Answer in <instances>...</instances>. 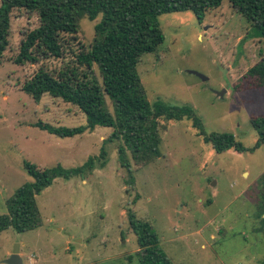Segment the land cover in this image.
<instances>
[{
    "label": "rangeland",
    "instance_id": "374dc122",
    "mask_svg": "<svg viewBox=\"0 0 264 264\" xmlns=\"http://www.w3.org/2000/svg\"><path fill=\"white\" fill-rule=\"evenodd\" d=\"M98 21L82 17L77 32L63 37L60 58L17 64L21 32L37 21L12 13L9 45L0 56V216L8 212V198L32 182L25 162L73 169L92 158L94 165L81 176L55 179L35 196L38 228L0 232V264L15 246L22 264H140L130 212L151 225L170 264H264V146L218 154L192 120L161 121L160 156L139 164L127 152L123 167L111 129L62 138L35 126L85 125L76 106L48 95L36 102L21 86L40 67L74 70L100 84L96 67L88 71L75 62ZM158 21L163 42L137 63L147 101L188 107L205 134L229 133L252 148L257 135L250 120L264 115V86L247 72L264 57V40L227 0L201 23L190 12Z\"/></svg>",
    "mask_w": 264,
    "mask_h": 264
},
{
    "label": "trees",
    "instance_id": "16d2710c",
    "mask_svg": "<svg viewBox=\"0 0 264 264\" xmlns=\"http://www.w3.org/2000/svg\"><path fill=\"white\" fill-rule=\"evenodd\" d=\"M223 0H0V56L9 45L11 18L14 11L35 17L37 26L21 32L17 64H37L41 60L60 58L63 37L78 30L82 17L89 21L99 18L94 26V39L88 50L75 56L79 67L91 71L96 67L101 83L61 70L57 74L40 67L21 89L38 102L43 95L58 98L76 106L85 116V125L75 128L52 127L36 123V127L62 138H71L93 131L97 127L111 129L109 140L121 142L118 157L128 166L127 152L134 162L144 164L160 156V122L192 120L204 142L218 154L233 150L254 151L264 146V115L250 120L257 135L252 148H245L232 134H205L193 111L185 106L167 105L160 101L150 104L144 93L138 72L139 58L158 49L163 34L158 17L163 14L190 12L201 23L208 10L221 6ZM235 13L248 21L257 37L264 40V0H227ZM259 86H264V57L248 70ZM105 97L110 102L109 111ZM106 152L100 151L104 159ZM92 158L82 166L65 169L57 165L39 169L25 162L23 167L32 179L18 188L7 200V214L0 216V232L12 228L17 233L38 228L41 219L35 196L55 179L81 176L93 168ZM105 163L101 164L103 167ZM264 189V175L261 178ZM128 224L138 246L140 264H170L159 249V239L151 225L127 215Z\"/></svg>",
    "mask_w": 264,
    "mask_h": 264
},
{
    "label": "water",
    "instance_id": "95a60500",
    "mask_svg": "<svg viewBox=\"0 0 264 264\" xmlns=\"http://www.w3.org/2000/svg\"><path fill=\"white\" fill-rule=\"evenodd\" d=\"M218 95L222 96V94ZM3 264H22L21 258L18 255L17 246L14 247L12 254H10L9 257L3 261Z\"/></svg>",
    "mask_w": 264,
    "mask_h": 264
},
{
    "label": "crops",
    "instance_id": "0c3cea01",
    "mask_svg": "<svg viewBox=\"0 0 264 264\" xmlns=\"http://www.w3.org/2000/svg\"><path fill=\"white\" fill-rule=\"evenodd\" d=\"M97 128H98V127H97ZM97 128H96V129H97Z\"/></svg>",
    "mask_w": 264,
    "mask_h": 264
}]
</instances>
